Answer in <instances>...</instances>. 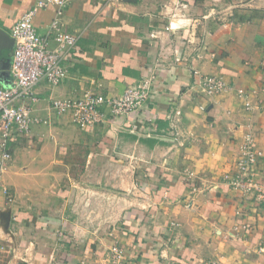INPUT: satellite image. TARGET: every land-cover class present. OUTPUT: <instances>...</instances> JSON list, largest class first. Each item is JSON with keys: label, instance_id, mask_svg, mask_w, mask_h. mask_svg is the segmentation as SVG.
I'll list each match as a JSON object with an SVG mask.
<instances>
[{"label": "crops", "instance_id": "obj_1", "mask_svg": "<svg viewBox=\"0 0 264 264\" xmlns=\"http://www.w3.org/2000/svg\"><path fill=\"white\" fill-rule=\"evenodd\" d=\"M37 1L0 0V87L12 81L11 28ZM55 11L37 12V33ZM61 23L78 37L62 56L68 76L36 84L41 122L10 142L0 264H110L113 244L132 264H264V211L223 181L248 132L264 181V115L245 108L264 104V0H68ZM175 58L229 88L201 95ZM148 76L149 99L130 115L80 129L51 108L120 97Z\"/></svg>", "mask_w": 264, "mask_h": 264}, {"label": "built area", "instance_id": "obj_2", "mask_svg": "<svg viewBox=\"0 0 264 264\" xmlns=\"http://www.w3.org/2000/svg\"><path fill=\"white\" fill-rule=\"evenodd\" d=\"M67 1L38 0L11 28L12 81L9 86L0 87V199L9 204L13 201V195L5 175L12 160L10 142L16 135L27 133L31 125L41 122L31 115V105L37 101L34 87L42 79L58 85L68 76L67 68L61 64L62 56L65 51L75 46L78 37L62 28L61 19ZM51 6L56 7L55 17L48 25L46 33L41 35L37 33L33 19L39 10ZM51 41L56 44L54 49L50 48ZM174 62L188 66L194 86L203 96L212 97L229 88L223 76L204 75L187 59L175 58ZM153 80L154 76L143 78L136 85L126 88L120 97L106 98L86 93L81 98L53 99L51 108L56 115L69 113L71 121L80 129H85L103 122L107 114L121 117L141 109L149 99ZM237 94L246 98L241 89ZM245 108H259L264 115V104L255 105L247 100ZM179 113L178 110L174 112L175 116ZM173 122H176L175 119ZM173 129L175 130V126ZM262 157L263 152L257 148L254 135L246 133L235 164L236 172L223 175V181L232 190L246 195L252 194L257 205L264 211V181L260 179L258 170V162ZM108 260L110 264H132L128 261L125 250L117 244L109 247Z\"/></svg>", "mask_w": 264, "mask_h": 264}, {"label": "rangeland", "instance_id": "obj_3", "mask_svg": "<svg viewBox=\"0 0 264 264\" xmlns=\"http://www.w3.org/2000/svg\"><path fill=\"white\" fill-rule=\"evenodd\" d=\"M227 174H229V173H227ZM11 187V186H10ZM13 190V189H12ZM250 195H252V194H250ZM253 196V195H252ZM255 198V197H254ZM256 200V199H255ZM5 203H6V205L5 206H9V203L5 200L4 201ZM15 203V202H14ZM257 203V202H256Z\"/></svg>", "mask_w": 264, "mask_h": 264}, {"label": "water", "instance_id": "obj_4", "mask_svg": "<svg viewBox=\"0 0 264 264\" xmlns=\"http://www.w3.org/2000/svg\"><path fill=\"white\" fill-rule=\"evenodd\" d=\"M125 2H135L136 0H123ZM12 41V39H10Z\"/></svg>", "mask_w": 264, "mask_h": 264}]
</instances>
